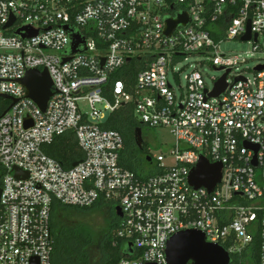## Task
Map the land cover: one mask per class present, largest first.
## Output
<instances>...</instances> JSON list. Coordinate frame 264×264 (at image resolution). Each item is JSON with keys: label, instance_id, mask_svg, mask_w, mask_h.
I'll return each mask as SVG.
<instances>
[{"label": "built area", "instance_id": "built-area-1", "mask_svg": "<svg viewBox=\"0 0 264 264\" xmlns=\"http://www.w3.org/2000/svg\"><path fill=\"white\" fill-rule=\"evenodd\" d=\"M183 13L188 23L168 36L167 18ZM248 26L243 41L264 50V0H0V264H53L56 202L121 210L128 254L117 264H169L168 242L186 229L231 257L250 255L259 233L264 264V69L250 78L238 68L248 59L221 50ZM195 54L228 71L220 96L210 93L221 77L209 87L203 62L179 92L169 80ZM31 69L52 78L45 110L26 96ZM130 108L175 138L147 156L152 168H129L125 138L109 127ZM68 133L84 154L71 168L45 150ZM202 157L223 166L212 191L190 183Z\"/></svg>", "mask_w": 264, "mask_h": 264}, {"label": "trees", "instance_id": "trees-1", "mask_svg": "<svg viewBox=\"0 0 264 264\" xmlns=\"http://www.w3.org/2000/svg\"><path fill=\"white\" fill-rule=\"evenodd\" d=\"M133 108V107H132ZM129 111H120L114 116L109 127L120 131L124 138L128 137L129 132L136 126L134 119ZM126 148L129 149L130 157L126 159L125 164L134 170L144 168L142 160H139L133 155L134 146L131 140H126ZM45 150L49 155L57 159L66 168H71L75 162L81 161L84 154L79 150L77 141L73 133H68L59 136L51 145H48ZM147 160V159H146ZM110 205L99 202L91 207H76L62 205L56 202L53 205L52 213V235L54 238L53 264H71V261H77L78 255L86 258V264H90L93 256V247H99L107 253V264H117L125 255L128 254L123 248V240L116 236V229L119 221L117 214L109 211ZM106 214L113 216L112 223H109L110 229L103 234L98 233L93 235V230H98L94 227L90 218H86L92 214ZM260 234H256L253 247H250V255L246 252L242 256L235 255L232 257L233 264H259L260 261ZM77 249H79L77 251ZM81 250V251H80Z\"/></svg>", "mask_w": 264, "mask_h": 264}, {"label": "water", "instance_id": "water-1", "mask_svg": "<svg viewBox=\"0 0 264 264\" xmlns=\"http://www.w3.org/2000/svg\"><path fill=\"white\" fill-rule=\"evenodd\" d=\"M188 21L187 13L180 14L178 18H167L166 34L170 36L179 24L186 25ZM11 24L12 22L8 25ZM36 33L35 31L32 32L33 35ZM250 38V26H248V33L242 37V40H250ZM80 46V38L74 35L71 52L79 51ZM83 49L86 50V48ZM255 68L262 70L264 69V65H258ZM227 73L228 71L216 82L210 96H220L226 90L228 86L226 82ZM22 83L26 89V96L33 99L45 110L52 95L53 85L48 70L31 69L23 78ZM28 125L29 122H27ZM136 143L140 149H143L144 140L141 136L140 127L136 128ZM147 160L150 162L151 158L147 157ZM77 163L75 162L74 165H77ZM222 169L221 163L211 164L206 158L202 157L190 174V183L195 188L206 187L212 191L221 180ZM1 191L0 188V196ZM116 212L118 216H122L119 208L116 209ZM166 254L169 264H232L233 262L230 253L225 247L208 242L206 235L197 229H186L175 234L168 242Z\"/></svg>", "mask_w": 264, "mask_h": 264}, {"label": "rangeland", "instance_id": "rangeland-1", "mask_svg": "<svg viewBox=\"0 0 264 264\" xmlns=\"http://www.w3.org/2000/svg\"><path fill=\"white\" fill-rule=\"evenodd\" d=\"M221 50L225 53H235L241 56V58L248 59L247 62L241 63L238 65L239 72H243L246 76L252 78L254 76V68L260 64L264 63V50L255 51L253 48V44L243 41L241 39H224L221 44ZM207 56L201 54L188 55L187 60H182L175 66V70L169 71V80L174 85L177 92H179V84L182 86L186 85V75L190 72V70L200 63H204L201 65L202 73L204 75L205 81L209 87H212L214 84V79L221 77L224 74L223 70L214 69L207 62ZM175 71L177 73H175ZM231 78V77H230ZM8 103V101H6ZM135 123L139 121L137 116L133 117ZM139 123V122H138ZM143 127V149H140L138 145L134 144V131L133 129L129 132L126 140H131L134 146V151L137 154H140L142 157L143 164L146 168H152L153 163H149L146 158L147 156H157L161 152H167L168 148L171 147L175 138L172 134L171 128H161V127H148L146 125H142ZM116 214V211H115ZM86 218H90V221L94 225V227H98V230H93V235L98 233H102L105 231H109L110 225L112 223L113 216L108 213L104 214H92ZM99 247H93V258L90 260V264H107V253L101 248V253L98 251ZM79 249H77L78 251ZM81 251V250H80ZM78 260L71 261V264H86V258L82 255H78ZM88 264V262H87Z\"/></svg>", "mask_w": 264, "mask_h": 264}, {"label": "flooded vegetation", "instance_id": "flooded-vegetation-1", "mask_svg": "<svg viewBox=\"0 0 264 264\" xmlns=\"http://www.w3.org/2000/svg\"><path fill=\"white\" fill-rule=\"evenodd\" d=\"M137 127H140V129H141V136L143 138V127H142V125L141 124H136V126L133 129V131H134V137H135L134 144H137L136 143V128ZM133 155H135V157H137L139 160H142L141 155L140 154H137L135 151H133ZM109 211L111 212V214L115 213V211L113 209H110Z\"/></svg>", "mask_w": 264, "mask_h": 264}]
</instances>
